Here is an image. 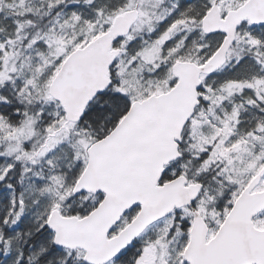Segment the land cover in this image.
Wrapping results in <instances>:
<instances>
[{
	"label": "snow or ice",
	"instance_id": "6c2138e0",
	"mask_svg": "<svg viewBox=\"0 0 264 264\" xmlns=\"http://www.w3.org/2000/svg\"><path fill=\"white\" fill-rule=\"evenodd\" d=\"M0 264H264V0H0Z\"/></svg>",
	"mask_w": 264,
	"mask_h": 264
}]
</instances>
